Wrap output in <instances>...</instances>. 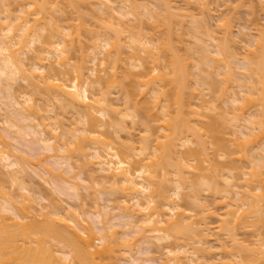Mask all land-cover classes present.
Wrapping results in <instances>:
<instances>
[{
	"label": "bare ground",
	"instance_id": "bare-ground-1",
	"mask_svg": "<svg viewBox=\"0 0 264 264\" xmlns=\"http://www.w3.org/2000/svg\"><path fill=\"white\" fill-rule=\"evenodd\" d=\"M61 1L64 0H0V94L10 95L11 98L10 104L0 101L3 105H0V123L4 125L0 126V130L3 129L0 131V264H106L105 255L110 257V254L120 250L119 247H124L122 256L127 257L125 254L132 255L138 244V247L147 248V254H151L152 257L148 255L145 259L148 264H213L212 259L210 262V258H206L213 250L222 256V262H218L221 264H249L253 261L262 263L264 34L252 32L255 36L251 34L253 38L242 34L248 37V41L244 39L248 45L256 46L257 50L252 51L256 54L250 51L253 56L247 55L246 59L244 58L247 67L246 73H241V76L244 77L245 83L229 87L235 90L238 86L241 91H230L229 88L218 86V82H214L216 85L211 82L208 83L210 86L207 84V80L216 75L219 79L220 73L231 78L227 82L234 83L237 74L233 73L232 59L240 57L232 48L228 49V46H233V40L224 37L227 40L222 39L221 42V38L218 39L215 33V36L211 33L212 30H209L210 34H202V37V30L198 25L200 22H196L195 26L194 22L199 20L192 10H203L206 0H184L185 6L175 4L176 0H146L147 3L153 4V9L148 4L139 5L140 3L133 0H122L121 3L118 0L119 3L114 0H65L66 7L74 8L72 11L75 14L83 11L80 9L82 6L88 8L89 5H94L92 8L99 10L100 15H107L105 17L108 22L107 18L102 19L103 22L106 21L105 25L102 26L101 21L99 25L96 24L99 30L94 29L98 30L95 31L98 33L92 43L90 39L85 38V28H88V25L80 16L79 20L86 26L81 24L78 27L83 25L84 30L76 25L72 28L70 24H59L56 14L61 12V9H58ZM157 3H161L163 7L155 6ZM16 5L20 7L19 13L17 10L14 13L15 10L12 9ZM137 10L141 13L150 11L152 19L162 20L163 23L159 22V26L168 29L164 42H161V39L159 42L149 33L148 36L145 29H139L138 26L143 24V20L139 19L142 15L138 17L135 12ZM185 18L189 20L186 21ZM139 21L141 24L137 23ZM185 22L187 27L192 24L189 25L192 29L188 33H196L197 40L203 42L209 37L208 40L211 39L213 43L207 42L213 47L217 43L219 48L215 50L208 47L209 44L200 42L196 53L199 51L200 58L204 61L195 63L196 67L193 63L197 60L193 56L196 53H192V57L188 55L190 50H195L188 49L190 45H187L188 56H183L184 59L175 46L176 39H172L174 35L171 33L175 32L172 30L175 28L172 24L175 23V26L179 27L176 32L183 38ZM223 25H228L232 33L227 21ZM206 35L208 36L205 37ZM224 40L226 42H223ZM182 42L185 43L184 40ZM85 45L91 52L89 58L81 55L82 58L76 61L72 50L79 46L80 53L87 57L86 52L89 50L86 51ZM204 48L215 52H206ZM203 50L208 54L202 53ZM210 54L215 56L211 57ZM221 56H224V59ZM221 58L223 60H220ZM98 66L102 69L100 72L97 71ZM134 68H138L140 72L133 70ZM202 74H205V77L202 78ZM232 74L235 75L234 79ZM193 75L199 76L201 80L192 78ZM189 80L194 81V84ZM239 80L243 81L242 78ZM20 81L26 83L25 87L22 86L24 89L20 86V90H15ZM241 81L236 80L238 83ZM191 84L194 86L191 87ZM91 88L97 89L96 93L93 94ZM211 88H218L219 92L210 90ZM115 90L121 94V99L123 97L126 112L121 111V115L124 120L129 118L136 124L138 119L150 115L152 117L149 118L155 117L153 120L159 125L154 128V124H150L155 121L150 122L149 118H145L149 122L145 123L146 134L140 137L139 147L136 146L137 141L135 142L132 132L126 133L124 150L119 147L121 143L109 140L110 128L118 135L126 129L123 122L118 121L120 112L112 96ZM205 90L214 95L212 98L216 97L217 100L211 98V101H214V107H218L219 111L216 110V113L220 112L219 115L213 113L214 107L209 106ZM149 94L154 97L150 99ZM198 100H202V103ZM169 101L174 102V105ZM216 102L219 105H216ZM254 103L262 107L258 113ZM57 105L74 113L78 117V123L83 125L82 128H73L71 125L66 128L67 125L63 123L65 120H59L58 114H54ZM175 105L176 113L170 109ZM222 105L225 108H222ZM139 108L145 109L140 111L144 112L143 118ZM254 111L256 114L252 115ZM174 113H178L179 119L175 115L172 116ZM23 121L29 124L24 127ZM152 127L159 131H152ZM244 128L248 132L243 133V130L241 133L251 138L247 142L251 148L248 144L240 143L243 137L239 136V130ZM153 132L157 133V136ZM29 136L33 137L32 141L27 139ZM10 138L30 146L32 156H25L18 146H11V143L7 142ZM33 142L37 143L41 150H49L51 153H34V147L31 146ZM88 148L92 152L88 153ZM256 151L260 153L257 154ZM255 155L257 158H253ZM223 157L226 158L228 170L219 161L223 160ZM51 160L67 169L60 172ZM246 163L250 170L245 169ZM40 168L44 172L42 175ZM28 169L36 174L38 170V175L43 176L46 183H50L52 179L62 182L65 185L63 189L66 190L62 192L71 193L80 203L69 204L72 208L58 204L53 199H49V204L43 203L47 199L43 192L40 191L42 195L37 198V187L27 182V174L30 176ZM89 172L97 174V177ZM87 173L92 174L89 175L91 186H83L79 181H86L81 179V175ZM219 178L223 180L220 181ZM168 183L170 187L167 186ZM96 186H108L106 188L116 190L115 193L119 191L122 197L116 205L101 207L102 209L95 207L97 209L94 213L99 224L97 228L87 218V199L90 196L81 193L82 188L90 190ZM220 186L224 187V190ZM15 188L18 193H14ZM167 189H170L171 194ZM201 192L218 198L216 197L215 201L212 196L214 201L208 204L209 201L202 199ZM219 198L222 203L218 202ZM183 200H190L188 204L193 203L192 200L196 201L202 216L195 214L192 208L188 209L190 207L181 206L183 203L179 201ZM214 202L217 203L213 204ZM195 204L192 206L196 207ZM219 205L223 211L218 214L216 212ZM212 208H216V212ZM210 218H217L220 232L215 228L217 226L215 229L211 227L216 220L211 224ZM115 219L117 222H114ZM213 229L215 233H211ZM240 229L251 230L257 241L255 242V238L254 241L248 239L244 244L246 240H240L237 235ZM212 234L222 235V238L226 235L229 237L222 239L218 236L219 239L214 235L212 239ZM186 235H192L189 236L191 239ZM183 236L188 237L190 242ZM173 238L178 242L172 244L170 240ZM191 240H194L195 244L191 243ZM223 240L228 241L222 242ZM165 241L166 245L161 246ZM249 242L252 243L251 247ZM228 244L232 245H229L231 250H227ZM144 248L139 249L142 251ZM153 248L162 251L155 249L157 252L153 253ZM130 256L127 257V262H130L128 264H145L142 263L144 259Z\"/></svg>",
	"mask_w": 264,
	"mask_h": 264
},
{
	"label": "rangeland",
	"instance_id": "rangeland-1",
	"mask_svg": "<svg viewBox=\"0 0 264 264\" xmlns=\"http://www.w3.org/2000/svg\"><path fill=\"white\" fill-rule=\"evenodd\" d=\"M106 1V0H105ZM114 1H117V0H114ZM120 3L121 2H123L122 0H118ZM117 1V2H118ZM125 1H127V0H125ZM132 1V0H131ZM133 1H136V2H138V4L139 5H144L143 3H145V4H148V6L151 8V9H153V4H151L150 2L149 3H147V1H149V0H133ZM151 1V0H150ZM181 0H176V2L177 3H175V4H177V5H179L180 4V6H185V3H186V1H184V0H182V2H180ZM184 1V2H183ZM187 1H190V2H193L194 0H187ZM118 2V3H119ZM180 2V3H179ZM181 3H183V4H181ZM130 4V3H129ZM129 4H128V6H129ZM192 4V3H191ZM66 5H67V3H66V1L64 0V1H61V6H59L60 8H58L61 12H57V21H59V24L60 25H63V24H70V26L72 27H74L75 28V25L77 26V28H79L78 26H80L81 24H84V23H81V21L79 20V16L82 18V19H84V21L86 22V24L88 25V28H85V32H86V35H87V37H85V38H88V39H90V41H91V43L94 41L93 40V38H94V36L96 35V33H98V32H95V31H98L99 29H98V26L97 25H99L100 24V21H101V25L103 26V25H105L104 23L107 21L108 22V18L107 17H105V16H107V15H105V16H102V15H100L101 13H99V10H95V9H93L94 8V5L92 6V5H89L90 7H86V6H82V7H80V9H83V11H79V12H81V13H77V14H75L74 13V11H72V9L74 10V8H72V9H70V7H66ZM159 4L157 3V5H155V6H158ZM100 6V5H99ZM159 6H161V7H163L162 6V4L160 3V5ZM93 7V8H92ZM96 7H98V5H96ZM101 7V6H100ZM130 7V6H129ZM132 7V6H131ZM17 8V9H16ZM20 9V7H17V5L16 6H14L12 9H14L13 11H14V13L16 12V10H17V12L19 13V9ZM160 7H158V9H159ZM98 9H100V8H98ZM156 10V9H155ZM76 11V10H75ZM141 11V10H140ZM136 12V14L138 15V17H141L140 15H142V17L141 18H139V19H142L143 21V24L142 25H140V26H138L139 27V29H145V31L147 32L146 34H151V35H153V37H155L156 39H158V41L160 42V39H161V42H164V39L167 37V32H168V29L165 27V26H162V25H160L159 26V22H161V23H163L162 22V20L161 21H156V20H154V19H152L151 18V12L150 11H146V13L145 12H142V13H144V15L141 13V12H139L138 10L137 11H135ZM192 12L195 14H197V18H198V20L199 21H195L194 23H198V22H200L198 25H199V27L201 28V36H202V34H204L205 32H209V30H212L213 32H211L212 34L213 33H215V35L216 36H218V39L219 38H221V39H219L221 42H222V39H225L226 37H227V39L228 40H233V46H228V49L229 50H231V48L234 50L233 52L234 53H236L237 52V56L238 57H240V58H237V59H232V67H233V73L236 75L237 74V78H236V80H238V81H241V80H239V79H241L242 78V80L244 79V77L243 76H241L242 74L241 73H243V75H244V72L246 73V68L245 67H247V65L244 63L245 62V57H247V55H251V56H253L254 54H256V53H254V52H252V51H254L253 49H256V46H254V47H250V45H248V39H246V38H248V37H246V36H243L242 34H244V35H248L249 36V38H253V36H254V34L253 33H262V34H264V0H206V6L204 7V9L203 10H199V9H194V11L192 10ZM17 13V14H18ZM78 15V16H77ZM90 15V16H89ZM83 16V17H82ZM78 17V18H77ZM104 17V18H103ZM147 19H146V18ZM77 18V19H76ZM105 18H107V20L106 21H104L103 22V20L102 19H105ZM100 19V20H99ZM191 19V21H194V19H192V18H190ZM223 19V20H222ZM127 20V19H126ZM137 20V19H136ZM185 20H186V18H185ZM187 20H189L188 18H187ZM186 20V21H187ZM225 21H227V23H229V26L231 27V31H232V33H230V29H228L229 27H227V26H225V25H223L222 26V24H224V22ZM103 22V23H102ZM141 21H139V22H137V23H140ZM174 22V21H173ZM176 22H178L177 20H176ZM189 22V21H188ZM79 23V24H78ZM98 23V24H97ZM165 23V22H164ZM187 22H185L184 24H183V26H185L184 28H183V30L182 29H180V30H182V36H184L183 38L180 36V33L178 32H176V31H179V27L178 26H175L176 24L175 23H173L172 25H174V29H172V30H174L173 32L174 33H171L170 31V29H171V26L169 25V27H170V31H169V33L168 34H173L172 36V39L174 40V39H176V40H174L175 41V46H176V48H178V51H180L179 53L182 55V57L183 56H188V55H190V57H192V53L193 54H195L196 53V49L197 48H199L198 46L200 45V42L201 43H206V44H209L210 42L211 43H213V41H211V39H210V41L208 40L209 39V37H207L208 35H206L205 37H207L208 39H206V38H202V39H206V41L205 40H203V42H202V40H197V37L195 36V34L196 33H188V32H191L190 30L192 29V28H190L191 26H189V25H192V24H189L188 25V27L190 28H188L187 27V24H186ZM190 23H192V22H190ZM193 23V24H194ZM197 23L195 24V26H197ZM86 24H84L85 26H86ZM97 24V25H96ZM141 24V23H140ZM179 24V23H178ZM180 26H182V25H180ZM225 26V27H224ZM72 27V28H73ZM82 27H83V25H82ZM82 27H80L81 29H82ZM144 27V28H143ZM199 27H197V28H199ZM79 28V29H80ZM178 28V29H177ZM225 28H227V30H228V32H227V30L225 29ZM94 29H98V30H94ZM100 29H101V27H100ZM105 28H103V30H104ZM208 29V30H207ZM73 30V29H72ZM82 30H84V29H82ZM205 30H207V31H205ZM101 31V30H100ZM105 31V30H104ZM102 32L103 33V35L105 36L106 34H104L105 32ZM133 31H136V30H133ZM132 31V32H133ZM138 31V30H137ZM136 31V32H137ZM144 31V32H145ZM193 31V30H192ZM83 32V31H82ZM186 32H187V34H186ZM253 32V33H252ZM84 33V32H83ZM46 34H48V33H46ZM149 34H148V36H149ZM190 34V35H189ZM199 33H197V35H200ZM209 34H210V32H209ZM251 34H253V36L251 35ZM85 35V34H84ZM186 35H188L186 38H185V36ZM214 35V34H213ZM214 35V36H215ZM127 36V35H126ZM166 36V37H165ZM178 37H180V38H178ZM199 37V36H198ZM203 37V36H202ZM225 37V38H224ZM255 37V36H254ZM171 38V37H170ZM182 38V41L184 40L185 41V43H183L180 39ZM163 39V40H162ZM169 39V38H168ZM167 39V40H168ZM227 39H225V40H227ZM247 40V41H245V40ZM196 40V41H195ZM223 41V42H226V41ZM251 40V39H250ZM85 41H87L86 39H85ZM169 41V40H168ZM168 41H165V42H168ZM170 41H171V39H170ZM169 41V42H170ZM181 41V42H180ZM195 42V43H193V42ZM205 41V42H204ZM207 41H209V43L207 42ZM216 41V40H215ZM231 41H229V43L231 42ZM88 42V41H87ZM89 43V42H88ZM90 43V44H91ZM170 43H174V42H170ZM84 44H86L85 42H84ZM226 44V43H225ZM250 44V43H249ZM189 47H188V46ZM215 46L213 47V45H210L209 44V46L208 47H210V48H213V49H215V48H218V46H217V43H215L214 44ZM227 45V44H226ZM229 45H231V44H229ZM86 46V45H85ZM174 46V47H175ZM186 47H188V49H194L195 51H192L191 52V50L189 51V53H188V55H187V51H186ZM204 47L206 48V45H204ZM37 48H38V46H37ZM88 48V46H86V51L87 50H89V49H87ZM200 48H203V47H200ZM204 48V49H205ZM127 49V48H126ZM219 49V48H218ZM198 50H200V49H198ZM206 50V49H205ZM205 50H203V52L202 53H205L204 51ZM212 49H210V51L208 50H206V52H215V50H212ZM257 50V49H256ZM73 51V52H72ZM71 52H72V54L75 56V59H76V61H79L78 59L81 57V55L83 56V57H85V58H89V56H90V54H91V52H90V50H89V52L87 53L86 52V54H87V57L86 56H84L82 53H80V48H79V46H76L75 47V49H73ZM250 51L252 52V53H254L253 55L250 53ZM84 52H85V50H84ZM195 52V53H194ZM257 52V51H256ZM206 54H208V53H205V55ZM211 55V57H214V56H212V54H210ZM193 56H195L194 57V59H197V60H195V62H193L194 64L195 63H199L200 61H204V60H202L200 57H201V54H199V51H197V53L195 54V55H193ZM218 56H220V55H218ZM101 57V56H100ZM190 57H188L189 59H190ZM202 57H203V55H202ZM210 57V56H209ZM217 57V56H216ZM221 57H223V59H224V56H221ZM256 57V56H255ZM82 58V57H81ZM184 58V57H183ZM199 58V59H198ZM245 58V59H244ZM253 58V57H252ZM185 59V58H184ZM189 59H187V61H190V60H193L192 58L189 60ZM209 59V58H208ZM215 59V58H214ZM217 59H219V58H217ZM222 58L220 59V60H223ZM244 61H243V60ZM55 60V59H54ZM53 60V61H54ZM82 60V59H81ZM80 60V61H81ZM240 60H242V61H240ZM238 61H240L239 63H237ZM164 62V61H163ZM165 62H168V61H165ZM184 62L185 63H187L185 60H184ZM209 62V61H208ZM215 62H217V61H215ZM221 62V61H220ZM220 62H217V63H220ZM191 63V62H190ZM214 63V62H213ZM221 63H224V61H222ZM237 63V64H236ZM200 64H204V63H200ZM208 64H210V63H208ZM192 64H190V66H191ZM213 65V64H212ZM222 65V64H221ZM223 65H225V64H223ZM197 65L195 64L194 65V67H196ZM203 66V65H202ZM208 66V65H207ZM214 66V65H213ZM206 67V66H205ZM216 67H218V66H216ZM220 67V66H219ZM222 67V69H224L223 68V66H221ZM245 68V69H244ZM137 69V71L139 70L138 68H134L133 70H136ZM163 69H164V67H163ZM166 69V68H165ZM164 69V70H165ZM206 70H208L207 68H205ZM209 69H211L210 67H209ZM100 70H102V69H100V67L98 66L97 67V71L98 72H100ZM169 69H167V71H168ZM195 70V69H194ZM211 70H213V69H211ZM210 70V71H211ZM217 70V69H216ZM219 70V69H218ZM196 71H198V70H196ZM221 71H223V70H221ZM234 71H237V72H234ZM135 73H138V72H140V71H138V72H136V71H134ZM194 74H195V71L193 72ZM216 73H218V72H216ZM216 73H214V74H216ZM99 74V73H98ZM197 74V73H196ZM201 74V73H200ZM240 74V75H239ZM220 75V77H219V79L218 78H216L217 77V75L213 78V79H210V80H207V84L208 83H212V84H214V82L215 83H217L218 84V86H223V87H225V88H229L230 86H236V85H238L239 86V84H241V83H245V81L243 80V81H241L240 83H238V82H236V80H234V83H232V81H231V83H229V82H227V80L228 81H230L231 80V78L228 76H224V75H222L221 73L219 74ZM226 75V74H225ZM235 75H233L232 74V79H234L235 77ZM194 76V75H193ZM197 76V75H196ZM196 76H194V77H192V78H195ZM202 78L203 77H205V74H202V75H200ZM222 76V77H221ZM95 78V77H94ZM197 79H199V81L201 80V78H199V76L198 77H196ZM227 78H230V79H227ZM96 79V78H95ZM197 79H195L196 80V82L198 81ZM215 79H218L217 81H215ZM92 80V79H91ZM212 80V81H211ZM221 80V81H220ZM189 81H192V80H189ZM198 81V82H199ZM227 83V84H226ZM236 83H238V84H236ZM22 84V85H21ZM26 83H24V82H21L20 81V83H18L17 85L18 86H16V88H15V90L17 89V90H20L21 88H22V86L23 87H25L24 85H25ZM192 84H194V81H192ZM191 84V87L192 86H194V85H192ZM197 84V83H196ZM211 84H208V86H210ZM214 85H216V84H214ZM21 86V88H19ZM197 86H199L198 84H197ZM196 86V87H197ZM226 86H228V87H226ZM238 86L235 88V90H234V88L232 87V88H229V90L231 91H237V92H240L241 90L238 88ZM24 88H22V90H23ZM207 89H209V87H207ZM214 89V88H213ZM212 88L210 89V90H213ZM195 90H197V89H195ZM214 90H216V91H218L219 92V90H218V88L217 89H214ZM90 91L94 94V93H96V91H97V89H93V88H91L90 89ZM117 90H115L114 91V93L115 94H112V96H114V98H115V100L113 101L114 102V104L116 105V106H118V111L120 112V114H119V116H118V118H119V122H123V124H124V126H126V129H125V131H121L120 133H119V135L116 133V132H114V129H111L110 128V134H108V136L110 135V139L109 140H111V139H113V140H115V142L116 141H118V143H121L120 145H119V147L121 146V148L120 149H123V148H125L124 146H123V143L126 141V139H127V132H132V134H133V136H134V138H135V142H136V146L137 147H139V145H140V143L141 142H139L140 140H141V138L143 137V135H145L146 133H144L145 131H144V128H146V126L145 125H147V124H145L146 122H152V120H153V118L155 119V117H153V118H149V117H152V116H148V117H145V118H149V121H147L148 119H145V118H143L144 117V112L143 113H141L140 111H142L144 108H142V109H140L139 108V112L141 113V115H143L141 118H143V119H138L139 120V122H137L136 124H134L129 118H127V119H123V115H121V111H124V112H126L125 110H124V102H123V97H122V99H121V94L119 93V92H116ZM206 91V100H208V104H209V106L211 107V108H213L214 107V104L215 103H213L214 101H211L212 99L213 100H217V99H215V98H212V96H214L213 94L211 95V92L210 91H208L207 92V90H205ZM247 91V90H246ZM5 92H7V91H5ZM12 92H14V89L12 90ZM197 92V91H196ZM222 92V91H221ZM118 93V94H117ZM13 94H15V92L13 93ZM244 94V93H243ZM6 94H0V101H2V103L4 102V103H6V102H8L9 104H10V100H11V98L8 96V95H6ZM120 95V96H119ZM5 96V97H4ZM245 96V95H244ZM9 97V98H8ZM150 99H152L154 96H153V94H149V96H148ZM241 97V96H240ZM239 97V98H240ZM7 98V99H6ZM113 98V97H112ZM212 98V99H211ZM255 98H256V96H255ZM9 99V100H8ZM223 99H226V98H223ZM222 99V101H224ZM242 99V98H241ZM219 100V99H218ZM202 101V100H201ZM200 100H198V102L199 103H202ZM242 101H245L244 99H242ZM212 102V103H211ZM219 102V101H218ZM218 102H216V105H219L218 104ZM2 103H0V105L2 104ZM7 103V104H8ZM117 103V104H116ZM169 103H173V105H174V102H171V101H169ZM221 103H223V102H221ZM244 103V102H243ZM252 103V102H251ZM170 104V105H171ZM255 104V103H254ZM252 105L253 107H255V105ZM124 105V106H123ZM225 105V104H224ZM2 107H3V105H1ZM56 106V105H55ZM223 106V105H222ZM221 106V107H222ZM226 106V105H225ZM225 106H223L222 108H225ZM227 106H230V105H227ZM239 106H241V105H239ZM251 106V107H252ZM176 107V105L175 106H171V110H173L172 112H174L175 111V108ZM215 109L213 110L212 109V111H213V113H215V114H220V112L219 113H216V110H218V107L217 106H215L214 107ZM256 110H257V112L256 111H254V113L252 114V112H250V114H252V115H255L256 113H258V111L259 110H261L262 109V107H259V106H257L256 105ZM261 108V109H260ZM68 109V108H67ZM227 109V108H226ZM71 110V109H70ZM170 110V111H171ZM177 110V109H176ZM253 110V109H252ZM255 110V109H254ZM143 111H145V109L143 110ZM184 111H186L187 112V110L185 109ZM215 111V112H214ZM219 111V110H218ZM239 111H241V110H239ZM250 111V110H249ZM248 111V112H249ZM55 112L56 113H54V114H58V118H59V120H61L62 121V119L63 120H65V121H63V123L65 124V125H67L66 126V128L69 126V125H71L73 128H76V127H80V128H82V126L83 125H80V123H78L79 122V120H77L78 119V117L76 116V115H74V113H72L71 111H69V109L66 111L65 110V108H60V105H59V107H58V105H57V107H56V109H55ZM65 112V113H64ZM147 112V111H146ZM241 112H244V111H241ZM241 112H239V113H241ZM247 112V113H248ZM256 112V113H255ZM175 113H176V111H175ZM175 113L174 114H172V116L173 115H175ZM178 114V113H177ZM175 115V117H179L178 115ZM186 114V113H185ZM140 114H139V116H138V118H140V116H141ZM146 115V114H145ZM187 115V114H186ZM213 115V114H212ZM245 115H247V114H245ZM183 116V115H182ZM184 117V116H183ZM182 117V118H183ZM216 117V116H215ZM248 118H250V116L248 117ZM145 119V120H144ZM179 119V118H178ZM153 121H155V120H153ZM158 122H162V121H158ZM22 124H23V126L25 127V126H27L29 123L28 122H22ZM152 124H154V125H152ZM157 124V121H155L154 123H151L150 125H152L154 128H156L157 126H159V125H156ZM80 125V126H79ZM156 125V126H155ZM0 126H2V127H4V125L3 124H1L0 123ZM152 127V131L154 130V132L157 130V129H154ZM159 128V127H158ZM77 129H79V128H77ZM1 130L3 131V129L1 128ZM0 130V131H1ZM28 130V129H27ZM109 130V129H108ZM244 130V132L243 133H247L248 132V130L247 129H241V130H239V136H242L243 138L240 140V143H242V144H248V146L251 148V145H249V143H247L248 141H249V139L251 140V138H249V137H246V136H243L242 135V131ZM157 131H159V130H157ZM4 132H5V130H4ZM153 132V134L155 135V136H157L155 133ZM160 132H163V131H161L160 130ZM3 133V132H2ZM5 134V133H4ZM108 136H107V138H108ZM155 136H153V138L155 137ZM120 137V138H119ZM141 137V138H140ZM27 139H29L30 141H32V139H33V137H27ZM253 139V138H252ZM112 140V142H114ZM125 140V141H124ZM124 141V142H123ZM7 142H10L11 143V146H18V148L20 149V151L22 152V154H24L25 156H28V157H31L32 155L31 154H33V152H31L30 151V146H28V145H26V143H24L23 145L22 144H20V143H18V142H16V141H14V140H12L11 138L9 139V140H7ZM9 143V144H10ZM251 144H252V142H251ZM13 146V147H14ZM31 146L32 147H34V153H46V154H50L51 152L49 151V150H47V151H43V150H41V148H40V146L39 145H37V143H35V142H33V144H31ZM141 146V145H140ZM0 148H1V146H0ZM90 148V147H89ZM87 149L86 151L89 153V152H92L91 151V149ZM212 148V147H211ZM88 150H90V151H88ZM124 150V149H123ZM255 150H257V149H255ZM254 150V151H255ZM20 152V153H21ZM257 152V154L258 153H260L259 151H256ZM253 154H256V153H253ZM256 154V155H257ZM254 156L253 158H257V156ZM219 159H221V157L219 158ZM224 161H225V159L226 158H222ZM252 159V158H251ZM89 160H91V158L89 159ZM223 160H219L220 161V163L224 166V167H226V169L228 168V165H227V161H223ZM256 160V159H255ZM52 164H54V166H55V168L56 169H58L60 172H62V171H64V170H66L67 168L65 167V166H58V165H56L55 163H54V161L53 160H51L50 161ZM80 163H81V161H79ZM229 163V162H228ZM226 164V165H225ZM248 163H246L244 166L246 167L245 169H248V170H250L249 169V167H248V165H247ZM89 165V164H88ZM87 165V166H88ZM90 167H93L92 165H90ZM248 167V168H247ZM39 169V168H38ZM85 169H87V167L85 168ZM91 170H92V168H90ZM89 169V170H90ZM193 169V168H192ZM225 169V170H226ZM29 170V169H28ZM88 170V169H87ZM228 170V169H227ZM40 173H41V175L42 174H44V172H42L43 170L40 168ZM191 171H193V170H191ZM247 171V170H246ZM87 172V171H86ZM40 173H38V170H37V174L34 172V171H32V170H29V175L30 176H28V174H27V177H28V179H27V182L29 181L30 182V184H33L34 186H35V188L37 187V193H39L38 195H37V198H38V196L39 195H42L41 193H40V191H42L43 192V195L47 198L46 200H44V202L43 201H41V200H39V201H41V202H43V203H47V204H49L50 203V200L49 199H53V200H55L56 202H58V204H63V205H65L66 207H68V208H72L71 206L73 205V204H79L80 203V201H77V199L71 194V193H69V192H66L67 194H64L63 192H65L66 190L65 189H63V188H65V185L62 183V182H58V181H55V180H51L50 181V183L48 182V183H46L45 182V179L44 178H42L40 175H38V174H40ZM89 173H93V172H89ZM89 173H87V174H82L81 175V179H85L86 181H83V180H79L80 181V183L83 185V186H91V183H90V180H89V175H92V174H89ZM162 173H164V171L162 172ZM161 173V174H162ZM93 176H95V177H97V174H95V173H93ZM44 177H46V176H44ZM168 178H171V177H168ZM222 178H219V180L220 181H222L221 180ZM167 180V179H166ZM171 180V179H170ZM165 182V181H164ZM171 182V181H170ZM167 183V182H166ZM39 184H41V185H39ZM220 184H221V186H223L222 184L223 183H221L220 182ZM225 184V183H224ZM42 185H43V188H42ZM164 185H166V184H164ZM33 186V187H34ZM168 187H170V185H169V183H168V185H167ZM220 186V188L221 189H223L224 187H221ZM225 186H226V184H225ZM106 187H108V186H106ZM100 188V187H98V186H96L94 189H90V190H87V189H85V188H82L81 189V193L82 194H86V196H88L87 194H89V198L87 199V202H88V204H87V218H88V220H89V222L91 223V224H93V226L94 227H98L99 226V224H98V218H97V216H96V214L94 213V211L99 207L100 209H102L101 207H105V206H109V205H116L118 202H119V200H121V198L122 197H120L121 195H120V193H119V191L117 192V193H115L116 192V190H112V189H110V188ZM164 188H166V187H164ZM41 189V190H40ZM225 189H228V188H226L225 187ZM64 190V191H63ZM109 190H111V191H109ZM168 190V193H169V191H170V189H167ZM190 190V189H189ZM224 190V189H223ZM8 191H9V189H8ZM13 191H14V193H18V190H17V188H15V189H13ZM63 191V192H62ZM191 193H192V189H191ZM203 192H201V194H202ZM167 194V193H166ZM169 194H171V193H169ZM207 194H209V193H203V196H202V199L203 200H205L206 202H208V204L210 203V202H213L214 200L216 201L217 200V198H218V196H215V198H214V196L213 195H207ZM168 195V194H167ZM213 196V199L211 198ZM49 197V198H48ZM217 197V198H216ZM40 198V197H39ZM87 198V197H86ZM233 198V197H232ZM221 198H219L218 199V202H220L219 200H220ZM49 200V201H48ZM223 200V199H222ZM162 201H164V200H162ZM188 202L190 201V200H187ZM193 201V203L192 202H190V203H192V205H194L195 203H196V201H194V200H192ZM227 200H225V202H226ZM188 202H186V200H183V201H179V203H183V205H181V206H183L184 208H187V207H190V208H188V209H190L191 210V208H192V211L195 213V214H197L198 216H202L201 215V213H202V211H200V209H199V207H198V204L196 203L195 205H196V207L195 206H192V205H190V203L188 204ZM238 202V201H237ZM176 203H178V201L176 202ZM215 203H217V202H214L213 204H215ZM220 203H222V202H220ZM69 204H72V205H69ZM96 204H99V205H96ZM204 204H206L205 202H204ZM219 204V203H218ZM217 204V205H218ZM238 204L240 205V203L238 202ZM237 204V205H238ZM189 205V206H188ZM216 205V206H217ZM64 206V207H65ZM209 206V205H208ZM214 206V205H213ZM95 207H97V208H95ZM182 207V208H183ZM210 207V206H209ZM212 207V206H211ZM222 206H220L219 205V207H218V210L216 209V208H212V209H216L217 210V212H216V210L214 211V212H216V213H222V211L223 210H221L220 208H221ZM104 209V208H103ZM201 209H202V207H201ZM203 210V209H202ZM198 212H199V214H198ZM210 219H212L211 221H209L210 223L211 222H214V220H216V222L218 223V224H216V222H214L213 224H214V226H211V227H215V226H217V227H215L216 229H219L218 227V225H219V222L217 221V218H210ZM256 220H251V222H255ZM114 222H117V219H115V221ZM212 224V223H211ZM214 228V229H215ZM213 229V231L211 232V233H215V230ZM263 229V228H262ZM261 229V230H262ZM241 231H240V233L239 232H237V235H239V239L240 240H246L245 242H244V244H246L247 243V241H248V239L249 240H255V242L257 241V238H255V237H253L254 236V234H253V232L251 231V230H249V231H247L248 229H245L246 231H244L243 229H240ZM219 232H220V229H219ZM218 232V233H219ZM214 235L215 234H212V236L211 237H213L212 239H214ZM186 236H191L192 237V235H186ZM215 236H217V238H219L220 239V237H218V236H221V238H222V235H215ZM184 237L183 236V238H187L188 240H189V242H190V239H191V237ZM226 238L227 237H229V236H225ZM225 237H223L222 239H224ZM182 238V239H183ZM225 238V239H226ZM255 238V239H254ZM176 238H173V239H171L170 240V242L172 243V242H178V240L176 241L175 240ZM187 239H184V240H187ZM193 239V238H192ZM219 239H217V240H219ZM228 239H230V238H228ZM183 240V241H184ZM51 241H53V239L51 240ZM219 241H221V240H219ZM225 240H223L222 242H224ZM228 241V240H227ZM227 241H225V242H227ZM230 241V240H229ZM54 242H56L55 240H54ZM169 242V241H168ZM252 242V241H251ZM251 242H249V245H250V247H251V245H252V243ZM53 243V242H52ZM191 243H193V244H195L194 243V240H193V242H192V240H191ZM228 243H230V242H228ZM168 244V243H167ZM172 244H174V243H172ZM214 244H217L216 242H214ZM227 244V243H226ZM254 244V243H253ZM137 245V244H136ZM140 244H138V246H139ZM164 245H166V241L165 242H163L162 244H161V246H164ZM229 245H231V244H228V249L227 250H229L230 249V247L232 246H229ZM118 246H120V245H118ZM136 247L135 246V251L133 250V252L134 253H132V255L131 254H125V256H127V257H129L130 255L131 256H135V258H141V259H144L143 261L144 262H142V263H145V262H147V261H145V259H147V257H149L148 255H150L151 256V254H147V252H148V250H146L147 248H144V246H142L144 249L141 251V249H139V248H142V247ZM198 246H200V245H198ZM227 246V245H226ZM145 247H147V246H145ZM116 249L118 248L117 246L115 247ZM120 248V250L118 251H116V253H113V254H110V257L108 256V254L107 255H105L104 256V258H106V260H105V263L106 264H128V263H130V262H127V257H124V256H122V255H124V253H122L123 252V248L124 247H119ZM151 249V248H150ZM155 249H158V248H155ZM154 248L152 249L153 250V253L155 252H157V250H155ZM217 249V248H216ZM231 250V249H230ZM114 251V252H115ZM158 251H162V250H159L158 249ZM247 251V250H246ZM249 251V250H248ZM149 252H152V251H149ZM210 254V256L208 257V255ZM208 255H207V257L206 258H210L209 260H210V262H211V259H212V263L213 264H221V263H218V262H222V260H223V258H222V256H220V253L219 252H217V251H215V250H213L211 253H209ZM246 254H248V253H246ZM249 254H251V253H249ZM113 255V258H111V256ZM245 255V254H244ZM130 256V257H131ZM154 256V255H153ZM156 256V255H155ZM158 256V255H157ZM224 256V255H223ZM251 256V255H250ZM123 257V258H122ZM152 257V256H151ZM247 258H249V256H246ZM222 258V260H220ZM126 261H125V260ZM140 259V260H141ZM248 260H250V259H248ZM104 261V260H103ZM249 262V261H248ZM252 264V263H255V264H263L264 263V261L262 262V263H260L259 261H253V262H249V264ZM145 264H148V263H145Z\"/></svg>",
	"mask_w": 264,
	"mask_h": 264
}]
</instances>
